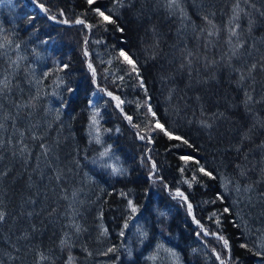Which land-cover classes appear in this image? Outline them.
<instances>
[{
	"label": "trees",
	"instance_id": "16d2710c",
	"mask_svg": "<svg viewBox=\"0 0 264 264\" xmlns=\"http://www.w3.org/2000/svg\"><path fill=\"white\" fill-rule=\"evenodd\" d=\"M0 264H264V0H0Z\"/></svg>",
	"mask_w": 264,
	"mask_h": 264
},
{
	"label": "rangeland",
	"instance_id": "374dc122",
	"mask_svg": "<svg viewBox=\"0 0 264 264\" xmlns=\"http://www.w3.org/2000/svg\"><path fill=\"white\" fill-rule=\"evenodd\" d=\"M126 56V55H125ZM148 110L149 112L151 113V115H154L153 113V109L151 107V105H148ZM159 121H156L155 122V126H157L158 128H160L163 132H165V129H164V126L161 124ZM176 193L180 194L181 193V190H175ZM184 199V198H183Z\"/></svg>",
	"mask_w": 264,
	"mask_h": 264
},
{
	"label": "water",
	"instance_id": "95a60500",
	"mask_svg": "<svg viewBox=\"0 0 264 264\" xmlns=\"http://www.w3.org/2000/svg\"><path fill=\"white\" fill-rule=\"evenodd\" d=\"M192 219H194L195 221H197V219H195V217H191ZM203 233H204V235H207V232H206V230H203Z\"/></svg>",
	"mask_w": 264,
	"mask_h": 264
},
{
	"label": "bare ground",
	"instance_id": "6f19581e",
	"mask_svg": "<svg viewBox=\"0 0 264 264\" xmlns=\"http://www.w3.org/2000/svg\"><path fill=\"white\" fill-rule=\"evenodd\" d=\"M125 58H127V56H125ZM126 60V59H125ZM120 102V101H119ZM161 125V124H160ZM180 196V195H179ZM190 208V207H189ZM191 211V210H190Z\"/></svg>",
	"mask_w": 264,
	"mask_h": 264
}]
</instances>
